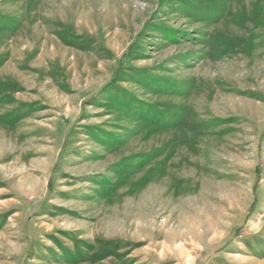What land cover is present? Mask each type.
<instances>
[{"label": "rangeland", "instance_id": "374dc122", "mask_svg": "<svg viewBox=\"0 0 264 264\" xmlns=\"http://www.w3.org/2000/svg\"><path fill=\"white\" fill-rule=\"evenodd\" d=\"M0 264H264V0H0Z\"/></svg>", "mask_w": 264, "mask_h": 264}]
</instances>
